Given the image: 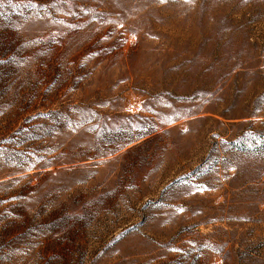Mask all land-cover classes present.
Returning <instances> with one entry per match:
<instances>
[{"label":"rangeland","instance_id":"rangeland-1","mask_svg":"<svg viewBox=\"0 0 264 264\" xmlns=\"http://www.w3.org/2000/svg\"><path fill=\"white\" fill-rule=\"evenodd\" d=\"M0 264H264V0H0Z\"/></svg>","mask_w":264,"mask_h":264}]
</instances>
